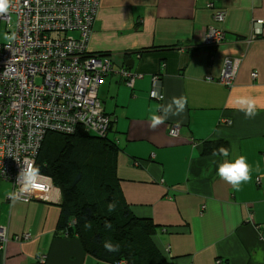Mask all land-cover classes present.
Instances as JSON below:
<instances>
[{
  "label": "crops",
  "instance_id": "0c3cea01",
  "mask_svg": "<svg viewBox=\"0 0 264 264\" xmlns=\"http://www.w3.org/2000/svg\"><path fill=\"white\" fill-rule=\"evenodd\" d=\"M217 8L223 22L214 21ZM210 25L223 30L215 48L203 43ZM88 51L113 65L97 97L120 148V190L136 216L159 226L152 239L168 262L264 264V0H100ZM228 57L238 60L231 87L218 81ZM120 69L139 74L132 87ZM153 75L164 100L150 96ZM238 95L256 101L254 118L231 106ZM180 96L185 112L150 130L158 105ZM171 126L179 135L168 134ZM216 141L228 144L227 157L213 156ZM239 156L252 178L235 191L216 167ZM11 191L0 177V227L8 235L0 264H110L58 233L59 204L9 200Z\"/></svg>",
  "mask_w": 264,
  "mask_h": 264
},
{
  "label": "built area",
  "instance_id": "2783aa9c",
  "mask_svg": "<svg viewBox=\"0 0 264 264\" xmlns=\"http://www.w3.org/2000/svg\"><path fill=\"white\" fill-rule=\"evenodd\" d=\"M99 6L100 0H11L8 12L0 14L5 22L10 13L17 16L11 40L0 44V177L12 183L11 193L19 192L21 169L35 165L46 133L71 135L83 127L100 136L108 134L110 118L97 91L102 76L113 68L106 56L88 51ZM207 6L213 7L211 3ZM224 18L225 11L215 9L214 21ZM74 31L77 36L66 33ZM222 38L223 30L210 25L204 46L215 48ZM237 67V59L226 58L219 83L231 87ZM115 72L132 87L135 74L122 69ZM152 79L151 97L153 92L160 95L157 76ZM168 134L179 135V128L168 127ZM39 182L44 186L41 190L21 194L18 200L60 204L61 192L52 179L41 175ZM7 240V231L0 227V248Z\"/></svg>",
  "mask_w": 264,
  "mask_h": 264
},
{
  "label": "trees",
  "instance_id": "16d2710c",
  "mask_svg": "<svg viewBox=\"0 0 264 264\" xmlns=\"http://www.w3.org/2000/svg\"><path fill=\"white\" fill-rule=\"evenodd\" d=\"M16 20L14 13H10L8 22L0 20V30L4 28L6 31L5 40L0 44L11 40ZM66 33L78 35L76 31ZM122 70L139 75L129 69ZM112 124L110 119L105 136L83 127H78L71 135L48 132L44 136L35 166L41 175L51 178L60 189L62 201L59 204L58 233L66 237L76 236L85 252L101 262L170 264L152 239L159 226L149 218L136 216L120 190L117 174L120 148L109 135ZM210 145L214 151L228 149V144L223 141ZM112 201L116 202V210L109 213L107 205ZM86 223L91 227L86 228ZM106 224H111V228L105 227ZM105 241L118 244L119 251L108 252L103 246Z\"/></svg>",
  "mask_w": 264,
  "mask_h": 264
},
{
  "label": "clouds",
  "instance_id": "9594fccd",
  "mask_svg": "<svg viewBox=\"0 0 264 264\" xmlns=\"http://www.w3.org/2000/svg\"><path fill=\"white\" fill-rule=\"evenodd\" d=\"M10 3L11 0H0V14H5L8 12ZM152 96L158 98L159 100L165 99L163 95H158L156 92H153ZM187 103V97L180 96L172 97L169 102L158 105L157 113L159 114L153 113L149 117V129L156 130L170 117L181 116L186 110ZM231 106L236 110L243 112L245 118H254L257 115V103L249 96H236L233 99ZM217 155L227 157L229 152L227 149L220 148L218 152L213 153V156ZM216 175L221 180L230 185L233 190L240 191L242 185L249 182L252 178L251 166L247 163L244 156H239L233 161L225 160L224 162L219 163L216 167ZM40 177L41 173L38 167L33 164L24 166L17 177V183L20 185L19 192L9 193V199L16 201L20 198L21 194L30 195L33 192L41 190L44 186L39 182ZM107 210L109 213L114 212L116 210V202H109L107 205ZM85 227L90 228L91 225L86 223ZM105 227L111 228V224H106ZM103 246L108 252L119 251V245H114L109 241H105ZM256 259H260V256L257 255Z\"/></svg>",
  "mask_w": 264,
  "mask_h": 264
},
{
  "label": "rangeland",
  "instance_id": "374dc122",
  "mask_svg": "<svg viewBox=\"0 0 264 264\" xmlns=\"http://www.w3.org/2000/svg\"><path fill=\"white\" fill-rule=\"evenodd\" d=\"M5 35H6V31L3 28L2 30H0V42L5 40ZM36 82L40 83V80H37Z\"/></svg>",
  "mask_w": 264,
  "mask_h": 264
}]
</instances>
